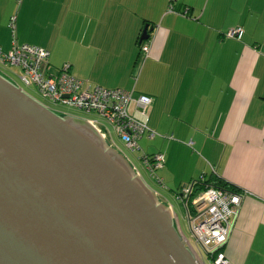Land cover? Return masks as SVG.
<instances>
[{
    "label": "crops",
    "instance_id": "crops-1",
    "mask_svg": "<svg viewBox=\"0 0 264 264\" xmlns=\"http://www.w3.org/2000/svg\"><path fill=\"white\" fill-rule=\"evenodd\" d=\"M11 17L16 42L47 51L52 71L150 97L154 137L138 147L164 157L155 183L175 200L202 178L233 187L242 198L221 252L264 264V0H0L2 52Z\"/></svg>",
    "mask_w": 264,
    "mask_h": 264
},
{
    "label": "water",
    "instance_id": "water-1",
    "mask_svg": "<svg viewBox=\"0 0 264 264\" xmlns=\"http://www.w3.org/2000/svg\"><path fill=\"white\" fill-rule=\"evenodd\" d=\"M0 264L197 263L124 156L0 75Z\"/></svg>",
    "mask_w": 264,
    "mask_h": 264
},
{
    "label": "built area",
    "instance_id": "built-area-1",
    "mask_svg": "<svg viewBox=\"0 0 264 264\" xmlns=\"http://www.w3.org/2000/svg\"><path fill=\"white\" fill-rule=\"evenodd\" d=\"M168 10L171 11V7ZM181 14L185 16L186 12ZM13 22L14 18L11 17L10 49L7 52L0 50V75L23 91L34 89L37 96L45 102L43 105L57 114H63V109H70L94 115L95 118L83 120L109 147L116 149L120 154L122 153L115 146L106 126L129 153L139 152L138 141L143 135L148 139L154 137V133L146 124L147 109L152 104L150 97L133 95L131 91L122 89L91 87L86 82L70 76L67 65L51 72L48 52L33 45L18 44L14 36ZM240 34L241 29L235 28L227 33V37L238 38ZM148 49L147 42L140 47L141 59L147 57ZM12 67L18 69V74H7ZM137 161L148 176L158 182L155 172L163 166V155L140 154ZM194 183L184 185L175 194L176 200L183 205L187 225L194 240L192 245L183 237L185 244L197 264H203V260H208L211 264H227L220 249L226 242L232 222L237 216L242 195L213 187L192 194ZM168 208L178 230L177 218L171 207Z\"/></svg>",
    "mask_w": 264,
    "mask_h": 264
},
{
    "label": "rangeland",
    "instance_id": "rangeland-1",
    "mask_svg": "<svg viewBox=\"0 0 264 264\" xmlns=\"http://www.w3.org/2000/svg\"><path fill=\"white\" fill-rule=\"evenodd\" d=\"M50 71L53 72L52 69H50ZM12 73L13 74H18V69L15 68V67L10 68L9 72H7V74L13 75ZM24 91H25L26 94L32 96L37 101L41 102L42 104H45V102L42 101L37 96V94L35 93L34 89L30 88V89H25ZM61 113H63L64 115H70V116L77 117V118H80V119L95 118L94 115H87V114H84V113H81V112H77V111H74V110H70V109H63V111H61ZM106 128L109 130V132H110V134L112 136V140L115 143V146L122 153L121 155L126 158L128 163L134 168L135 172H137L139 174V176L142 178L144 183L158 196V199H159L160 202H163L166 206H170L171 207L172 212L176 216L177 221H178V231H179V233L190 244L193 245L194 244V240H193V238L191 236V233H190L188 225H187V218H186V213H185V210L183 208V205L173 198V196L171 195V192H169L167 190H163L162 188H160V186L157 185L155 183V181L148 176L147 172L143 169L141 164L137 161V157L141 153L140 152H138V153H129V152H127L123 148L122 144L114 137L113 133L110 131V128L107 127V126H106ZM139 142H140V140H139ZM203 264H211V263L208 260H203Z\"/></svg>",
    "mask_w": 264,
    "mask_h": 264
},
{
    "label": "trees",
    "instance_id": "trees-1",
    "mask_svg": "<svg viewBox=\"0 0 264 264\" xmlns=\"http://www.w3.org/2000/svg\"><path fill=\"white\" fill-rule=\"evenodd\" d=\"M142 30H143V28H142ZM142 30H141V32H142ZM145 42H147V40L139 42V37L137 38L136 46H137V49H138V54H139L140 47ZM139 56H140V54H139ZM208 187H213V188H217V189H221V190H225V191L237 194V191L233 187H231V186L225 184L224 182L220 181L219 179H216V178H213V177H209L207 179H203L202 178L201 181L195 182L194 185H193V193L192 194H195L197 192H201V191L205 190Z\"/></svg>",
    "mask_w": 264,
    "mask_h": 264
},
{
    "label": "flooded vegetation",
    "instance_id": "flooded-vegetation-1",
    "mask_svg": "<svg viewBox=\"0 0 264 264\" xmlns=\"http://www.w3.org/2000/svg\"><path fill=\"white\" fill-rule=\"evenodd\" d=\"M157 196V195H156ZM157 198H158V196H157Z\"/></svg>",
    "mask_w": 264,
    "mask_h": 264
}]
</instances>
